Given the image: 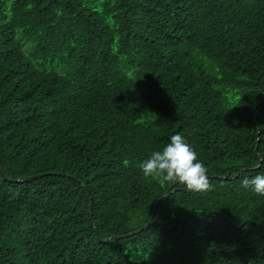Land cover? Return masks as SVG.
I'll return each instance as SVG.
<instances>
[{"label":"trees","instance_id":"16d2710c","mask_svg":"<svg viewBox=\"0 0 264 264\" xmlns=\"http://www.w3.org/2000/svg\"><path fill=\"white\" fill-rule=\"evenodd\" d=\"M261 158L264 0H0V264H264Z\"/></svg>","mask_w":264,"mask_h":264},{"label":"clouds","instance_id":"9594fccd","mask_svg":"<svg viewBox=\"0 0 264 264\" xmlns=\"http://www.w3.org/2000/svg\"><path fill=\"white\" fill-rule=\"evenodd\" d=\"M264 164L261 158L260 167ZM139 168L144 177L155 179L162 184L178 183L192 192L207 191L211 188L208 169L198 159L194 148L179 134H173L162 149L155 150L140 162ZM241 186L251 188L264 196V172L253 176H244Z\"/></svg>","mask_w":264,"mask_h":264}]
</instances>
